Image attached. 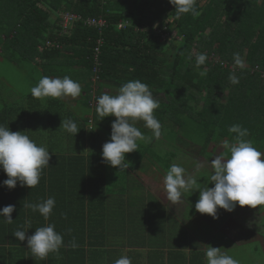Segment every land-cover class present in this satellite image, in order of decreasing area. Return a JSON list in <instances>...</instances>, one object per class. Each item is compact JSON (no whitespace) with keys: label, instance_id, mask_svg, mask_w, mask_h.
Here are the masks:
<instances>
[{"label":"trees","instance_id":"trees-1","mask_svg":"<svg viewBox=\"0 0 264 264\" xmlns=\"http://www.w3.org/2000/svg\"><path fill=\"white\" fill-rule=\"evenodd\" d=\"M196 8L199 16L188 13L177 18L169 0H0V28L7 29L12 23L8 30L11 38L6 50L0 53V63L16 69L19 63L29 64L36 85L44 76H68L83 83L86 95L82 101L75 100L77 106H69L61 98H36L31 88L23 89L12 102L15 110L11 115L10 111L8 115L0 114V125L16 132L26 121L22 130L48 148L50 161L56 155L61 156L65 174L76 175L78 186L83 180L87 182L88 177L94 195L101 198L105 195L102 186L105 173L102 155L97 152L99 146L94 145L93 153L88 154L89 169L84 167L82 153L76 152L79 148L75 149L74 141L77 139L82 145L86 130L88 133L92 130L87 125H93V120L83 117L78 109L84 106L94 112L97 102L94 107L91 98L97 100L104 94L103 89L116 93L130 80L147 84L159 100L154 115L162 127L182 130L186 123L196 124L195 129L204 134L209 146L223 145L225 140L233 143L236 134L228 129L238 124L248 130L246 139L264 152V0H196ZM7 14H11L8 19ZM65 15L73 17L63 26ZM198 53L207 55L205 64L199 67L195 59ZM234 53L240 54L243 68L235 64ZM202 72L206 74L201 75ZM233 73L239 78L235 85L229 80ZM4 89L5 85L0 87L1 91ZM31 113L35 122L29 118ZM9 119L20 124L18 128ZM65 119L75 121L81 128L74 136L68 137L59 128ZM93 119L104 120L99 115ZM183 137L182 132L177 142L174 139L170 145L157 144L159 151H168L163 158L155 152L156 147H150L153 140L141 142L136 152L158 158L161 169L168 171L173 158L180 152L187 153L171 147L175 143L181 145L179 140ZM53 174L52 170L50 175ZM28 190L19 182L11 190L0 187V208L14 205L11 218L19 215L22 220L27 208L24 205L32 203L38 195V191ZM84 200V195L77 194L75 201L80 205L82 221ZM71 205L70 210L74 207ZM257 208L258 212L263 211L262 206ZM91 215L87 218V232L94 235L106 215L101 210ZM128 217L133 218L130 213ZM0 223L3 224L0 238L7 239L12 230L3 217ZM196 254H192L189 264H200L193 256Z\"/></svg>","mask_w":264,"mask_h":264},{"label":"clouds","instance_id":"clouds-1","mask_svg":"<svg viewBox=\"0 0 264 264\" xmlns=\"http://www.w3.org/2000/svg\"><path fill=\"white\" fill-rule=\"evenodd\" d=\"M175 8L176 16L191 13L199 16L196 8V0H169ZM234 62L243 68L244 61L239 53L233 54ZM196 65L205 64L207 55L198 53L195 57ZM206 73L202 72L201 75ZM230 82L235 85L239 78L233 73L229 76ZM36 98L52 97L62 98L78 97L81 85L68 76L63 78L42 77L38 84L30 89ZM159 100L155 99L147 84L140 80H130L119 88L118 94L104 93L97 98L96 111L102 118L114 116L111 123L110 140L102 145V159L111 167L125 170L129 162L125 160V154L138 150L137 141L150 142L151 139L161 136L162 126L154 115V110L159 107ZM142 120L145 127L151 129L153 136L146 137L136 126L135 122ZM74 136L81 129L75 121L65 119L60 127ZM230 133H235L234 142L223 141L226 151L215 155L209 162L213 169L208 181L214 186L201 187L198 179L186 176V169L180 164H172L164 176V189L167 199L173 204L178 203L185 192L199 190V198L195 209L201 214H207L217 219V209L231 212L237 205L256 208L264 205V152L259 151L253 142L246 137L248 130L241 125L234 124L229 127ZM50 151L44 145H38L25 131H10L8 126L0 125V169L4 171L7 179L2 181L3 186L13 189L17 182L21 186L30 189L38 185L44 168L49 167ZM199 168L200 165L198 164ZM33 212H39L48 219L55 207V198L49 197L39 203L24 205ZM14 205H7L0 209V217L11 223V213ZM31 228L28 222L27 228L16 230L13 235L19 241L27 239L28 249L41 260L46 259L49 253H58L64 246L63 235L55 231L54 224L38 227L34 233L26 237V231ZM70 231V230H69ZM71 247H77L75 241ZM221 247L208 246L206 257L208 264H240L239 260L225 252ZM114 264H132L131 258L123 255Z\"/></svg>","mask_w":264,"mask_h":264},{"label":"crops","instance_id":"crops-1","mask_svg":"<svg viewBox=\"0 0 264 264\" xmlns=\"http://www.w3.org/2000/svg\"><path fill=\"white\" fill-rule=\"evenodd\" d=\"M8 15L11 14H7V19L9 17ZM2 17L5 18V15H2ZM1 22H4V19H1ZM8 26L10 27L7 29L0 28V53L6 50V43H8V37L6 35L12 23L10 22ZM3 83L6 84L7 82L3 81ZM80 85L82 89L81 94L85 95L83 83H80ZM1 90L0 97L4 92V90ZM19 96L20 95L17 94L9 100L2 99L0 103V114L8 115L10 111V116L12 111L15 110L12 102ZM75 100L78 99L71 97L68 102L75 104ZM93 113L95 114L97 112L94 110ZM112 117L111 119V115H109L108 122L106 118H104L103 121L97 120L103 124L105 123V134L102 140L95 138L93 141L95 147L97 145L99 146L97 152L100 155L102 153V145L108 142L106 140V133H109L108 127L111 125L110 122L115 120V117ZM45 121L47 123V119H45ZM11 122H15L16 127L20 125L17 124L16 121L11 120ZM41 122H43L42 119ZM25 123L26 121H23L20 131L27 126V123ZM92 123L94 124V120ZM139 130L142 131L141 129ZM85 142L86 138L76 152L79 151L82 153L83 159L81 160H84V167L89 169L91 166V159H89L88 154L91 151V153H93L94 148L83 150L82 146L85 145ZM36 143L41 145L39 142ZM157 144V142L155 143V141H153L151 145L157 147ZM136 158V164L141 165L142 160L146 157L136 156ZM175 159L177 158H173L172 164L175 163L188 166L187 161L178 162L177 160L175 161ZM125 160H127L126 157ZM149 160L155 164L154 168L157 169L158 172L154 179L143 177V183L140 186L139 183L137 184V186H139L138 188H132L130 186L124 187V182L129 174V168L119 170L118 167H111L103 162V173H105V176L102 186L105 195L101 198L100 196L96 197L94 195V190L90 182L88 183V177L87 182L83 180L82 185L78 186L75 180L76 175L73 173L65 174L62 157L56 155L52 161H49V167L43 169L38 185L31 188L32 190L38 191V195L32 203L42 202L49 197L55 198V207L52 210V214L48 219H45L38 211L33 212L30 208H26L24 209L25 217L22 218V220H20L19 215H15L16 217L14 216L12 218L13 221L11 223L7 222L12 232L11 236L7 239L3 236V238H0V264H114V262L123 255L130 257L132 264H189L192 254L196 253L197 254L193 256L197 262L206 264L207 257L205 252L207 250L204 248L202 251L201 246L193 241L190 236V231L185 230L182 226L186 223L184 214L178 216L175 213L174 204L167 199V193L163 183L167 171L161 169L158 158L152 156L149 157ZM110 167L112 168L111 175L108 173ZM52 170L54 174L50 175ZM138 174L139 173H135V176L137 177ZM119 178H122V183L119 187H115L113 180ZM5 179H7L6 174L0 171V187L3 186L2 181ZM144 183L147 185L144 186ZM110 184H113V186H110ZM51 188H53V195L50 194ZM127 188L131 189L126 192ZM144 188L147 189L148 195H150L149 193L151 192L150 200L148 196H146L145 199L144 197H139L145 194ZM160 190L161 194L159 195L158 193ZM111 191H116L117 194H113ZM79 193L85 197L84 204L86 209L84 211V221H82V218L79 216L80 212L78 208H80V205L75 201ZM105 197L110 198L106 200ZM124 197L129 198L125 199ZM135 197H138V199ZM128 200L131 201V203H129ZM106 201L113 203L114 207L110 204H105ZM182 201H185L184 197ZM71 204H74L72 210L69 209ZM136 204L138 205L137 207H129V205ZM97 206L98 209L96 210ZM98 210H101L106 216L102 218V224L99 225L98 231L94 233V235H89L87 232V226H89L87 218L88 216H92L91 213L98 212ZM141 212H143V216ZM129 213L133 218L128 217ZM196 213L199 212L194 210L191 214ZM209 219L210 221L204 220L202 217L205 224L211 225V227L215 225L214 233L219 234L220 231L216 228L217 225L213 221L214 219ZM93 220L96 219L94 218ZM28 222L31 223V228L26 231V237L32 235L38 227L54 224L55 231L63 235L64 246L60 248L58 253H49L46 259L41 260L39 257L34 256L31 250L28 249L27 239H25V241H19L13 235L16 230L27 228ZM133 223L134 225H132ZM2 229L3 224L0 223V232ZM182 230L184 233L181 235ZM213 236L211 231V233H207L203 238H199L198 241L203 245L208 243ZM73 240L77 245L75 248L71 247V242ZM223 240L232 244V240L226 238H222L220 243ZM202 253L204 255H201Z\"/></svg>","mask_w":264,"mask_h":264},{"label":"rangeland","instance_id":"rangeland-1","mask_svg":"<svg viewBox=\"0 0 264 264\" xmlns=\"http://www.w3.org/2000/svg\"><path fill=\"white\" fill-rule=\"evenodd\" d=\"M8 38H11V34L8 32L6 35ZM169 41V40H168ZM168 44V43H167ZM1 50V49H0ZM4 63H0V87H3L6 85V89L4 92L1 94L2 96L0 97V103L2 99L9 100L13 97H15L18 92H22L23 89L28 90L29 88H32V86H36L35 80H34V74L31 73L29 70V64H24L20 65V63L17 65L16 68H12L11 66H3ZM19 70L20 72H18ZM3 81H6L7 83H3ZM20 84L17 86V84ZM102 93H108L110 95H116V93H112L107 89H103ZM26 93V92H24ZM101 94V93H100ZM86 95H79L75 99L79 100H84V97ZM88 97V96H87ZM69 98L71 96H65L62 97V101L68 102ZM5 100V101H6ZM97 100L94 98H91V103L95 107ZM69 106L74 105L71 102H68ZM75 106H77L75 104ZM79 114H81L83 117H88L89 119L94 120V124L87 125V128H92V130L88 132H85L84 138H86L85 145L82 146L83 150H87L89 148H93V141L96 139L102 140L103 135L105 134V127L104 124L93 119L97 114H94L92 110L88 107L85 108L82 106L81 108L79 107L78 109ZM96 111V110H95ZM45 112V110H43ZM29 118L32 119V122L36 121V117L33 113L29 115ZM106 118V121L108 122L109 116L104 117ZM112 123V121L110 122ZM31 124H36V123H31ZM196 125V124H195ZM195 125L192 124L191 126L186 123L184 125V128L181 129H176L174 126L168 128V127H162L161 131V136L159 138H152L151 140L156 142H159L158 144L165 142L170 145V143L173 142L174 139H176L177 142V137L179 133L181 134L182 132L184 133V137L179 140L181 142V145H177L175 143L174 145H171V147H175L176 150L179 148L184 149L187 151V153H179V155L176 157L175 161H187L188 166H186V176H193L198 179V182L200 183L201 187H204L207 185V187L211 188L214 186L213 183L208 181V177L212 174L213 169L211 167V160L214 159L215 155H218L223 151V145L218 143H210L209 146H206L205 141H204V134L199 133L197 129H195ZM49 126V125H48ZM91 126V127H90ZM135 126L138 129H141L142 133L146 137H152V131L149 128L144 127V124L142 123V120H138L135 122ZM199 126V125H198ZM111 125L108 127V132L106 133V140H110V133H111ZM176 129V130H175ZM34 138H39V136L31 134ZM66 135L69 137L71 134L66 133ZM94 137V139H93ZM47 139V137L45 138ZM76 139V137L74 138ZM39 140V139H38ZM187 140V144L186 141ZM43 141V140H42ZM75 142V149H77L80 145V143L77 142V139L74 141ZM143 141H137L138 143V149L139 146ZM149 143V142H148ZM151 145V144H150ZM177 145V146H176ZM189 145V146H188ZM154 145H151L150 147L152 148ZM183 146V147H182ZM165 148V147H162ZM147 149V146H146ZM82 150V151H83ZM155 152L160 154V157L163 158L165 151L161 149H157V147L154 149ZM189 150L191 152H189ZM138 152V150H136ZM136 151H133L131 153H126L125 157L127 158V162H129V174L127 176V179L124 182V187H132V188H138L142 183H143V177L145 178H150L154 179L156 177V174L158 172L157 169L154 168L155 164L150 162L149 157L147 152L146 154H137ZM143 156L146 157L142 160L141 165H137L136 161L137 158L136 156ZM200 165L198 168L197 165ZM137 168H136V167ZM183 167L185 165H182ZM108 173L111 175L112 173V168L110 167L108 169ZM135 173H139L137 177L135 176ZM123 178V177H122ZM122 178L120 179H115L114 185L115 187H119L122 183ZM139 183V186L137 184ZM147 184L144 183V186ZM110 186H113V184H110ZM161 188V187H159ZM131 188H127L126 192H128ZM145 194L139 197H144L146 196L149 197V200L151 199V192L149 193L150 195L147 194V189L144 188ZM106 192V190H105ZM113 194H117L116 191H111ZM121 192V191H120ZM159 195L161 194V190L158 193ZM183 197L185 198V201H182V199L174 204L175 208V213L179 216L180 214H184V218L186 219L185 225H182L185 230L190 231V236L192 239L198 240L199 238H203L207 233H213V238L208 241V243H213V244H208L205 243L204 245L198 244L201 246V250L203 251L204 248L207 250L208 246L212 247H221V252H225L228 255L233 256L235 259L239 260L240 264H264V205H262L263 211L258 212L257 207L256 208H251L249 206H239L237 205L235 209L231 212L225 211L224 209L217 210V219H214L213 221L217 225L216 228H218L219 234L214 233V228L211 227V225L205 224L204 220L210 221L209 218H212L211 216L207 214H201V213H196V214H191L195 209V204L198 201L199 198V190H194L192 192H185ZM110 197H105L106 200H108ZM129 198V197H124ZM134 198V197H132ZM138 199V197H135ZM166 198V197H165ZM164 199V198H162ZM129 201V200H128ZM131 203V201H129ZM105 204H110L112 207H114L113 203L106 201ZM138 205H129L130 208L137 207ZM260 210V209H258ZM186 211V212H185ZM141 215H143V212H141ZM196 215V216H195ZM202 217L204 220H202ZM216 232V231H215ZM194 233V235H193ZM222 238L226 239H231L232 244L228 243L227 241L223 240L220 243V240ZM197 243H200L197 241ZM204 243V242H203ZM206 264H208V261L206 260Z\"/></svg>","mask_w":264,"mask_h":264},{"label":"built area","instance_id":"built-area-1","mask_svg":"<svg viewBox=\"0 0 264 264\" xmlns=\"http://www.w3.org/2000/svg\"><path fill=\"white\" fill-rule=\"evenodd\" d=\"M64 17H66L64 23H63V26H66L68 24V21H69V18L73 17L72 15L69 16V15H65Z\"/></svg>","mask_w":264,"mask_h":264}]
</instances>
